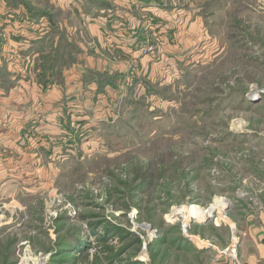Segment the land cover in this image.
Masks as SVG:
<instances>
[{
    "label": "rangeland",
    "instance_id": "1",
    "mask_svg": "<svg viewBox=\"0 0 264 264\" xmlns=\"http://www.w3.org/2000/svg\"><path fill=\"white\" fill-rule=\"evenodd\" d=\"M7 3L0 264H185L180 242L264 206V0ZM217 198L205 226L170 217Z\"/></svg>",
    "mask_w": 264,
    "mask_h": 264
},
{
    "label": "crops",
    "instance_id": "2",
    "mask_svg": "<svg viewBox=\"0 0 264 264\" xmlns=\"http://www.w3.org/2000/svg\"><path fill=\"white\" fill-rule=\"evenodd\" d=\"M19 11L11 12L8 9V3L7 0H0V15H2L4 18L6 17L9 21V16L14 15L16 13H24L26 14L23 7L19 8ZM10 32V31H9ZM20 45L25 44L24 39L31 37V35H24L20 34ZM35 40L37 41L38 38H30V41ZM262 183L264 184V178H261ZM263 192H260L262 199L264 200V188H262ZM257 207V205L255 204ZM247 208L242 209L244 215L243 218L240 216L235 217V219H229L226 222L231 231V236L228 238V242L222 241V235H220V231L223 230L222 226H216V232L215 236L210 235V237L201 236L202 233H196L197 236H190L188 238L180 242V246L182 249L185 247H191L192 251L188 252L187 250L184 252L186 255L185 258L189 259V262H186L185 264H236L234 261L235 259H230L228 254H225L222 249L224 246H230L232 249L238 250V255L242 259L244 264H264V206L261 208H254L252 203L246 205ZM258 209V210H257ZM230 212V211H229ZM256 213V216L255 214ZM230 215V213H228ZM256 218V219H253ZM243 220V221H242ZM201 225V224H200ZM199 225V228L201 227ZM207 225V224H205ZM204 225V226H205ZM201 229V228H200ZM237 233L240 235H243L242 239H240V243L235 242V236L237 237ZM221 236V238H220ZM196 238H198V242L204 241V243H200V246L194 247L193 244H196ZM239 237L237 238V240ZM200 240V241H199ZM213 242L217 245L213 246H206L210 245V242ZM208 241V242H206ZM206 244V245H205ZM199 245V244H198ZM181 249V248H180ZM197 260V262L195 261ZM182 261H180L181 263ZM179 263V264H180ZM184 264V263H182Z\"/></svg>",
    "mask_w": 264,
    "mask_h": 264
},
{
    "label": "bare ground",
    "instance_id": "3",
    "mask_svg": "<svg viewBox=\"0 0 264 264\" xmlns=\"http://www.w3.org/2000/svg\"><path fill=\"white\" fill-rule=\"evenodd\" d=\"M229 200L223 198H217L216 201L208 208H202L197 205H193L190 208L180 207L179 209H173L170 214L171 218H175L176 216H184V217H192L197 223H201L206 219L214 217V213L219 212L223 213L227 208ZM228 220L226 216L220 215L219 218L216 219L218 222H225ZM187 223V221H184ZM187 227V226H186ZM196 242H198V238H196ZM200 241V240H199ZM198 243H204V241H200Z\"/></svg>",
    "mask_w": 264,
    "mask_h": 264
},
{
    "label": "built area",
    "instance_id": "4",
    "mask_svg": "<svg viewBox=\"0 0 264 264\" xmlns=\"http://www.w3.org/2000/svg\"><path fill=\"white\" fill-rule=\"evenodd\" d=\"M151 47L147 48L150 49ZM23 248L22 251L18 254V264H48L50 254H46L43 252L35 251L30 245L23 244L21 245ZM230 250L224 251L225 254H229ZM229 256L232 259H237L236 250H232Z\"/></svg>",
    "mask_w": 264,
    "mask_h": 264
},
{
    "label": "water",
    "instance_id": "5",
    "mask_svg": "<svg viewBox=\"0 0 264 264\" xmlns=\"http://www.w3.org/2000/svg\"><path fill=\"white\" fill-rule=\"evenodd\" d=\"M229 203H230V207H231V202L229 201ZM211 221H213V217H211V218H209V219H206L205 221L201 222L200 224L205 225V224H208V223L211 222Z\"/></svg>",
    "mask_w": 264,
    "mask_h": 264
}]
</instances>
